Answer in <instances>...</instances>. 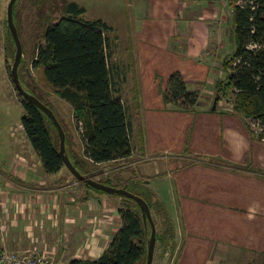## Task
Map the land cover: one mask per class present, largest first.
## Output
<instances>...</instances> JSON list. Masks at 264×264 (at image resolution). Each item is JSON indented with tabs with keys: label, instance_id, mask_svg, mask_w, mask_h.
Listing matches in <instances>:
<instances>
[{
	"label": "crops",
	"instance_id": "1",
	"mask_svg": "<svg viewBox=\"0 0 264 264\" xmlns=\"http://www.w3.org/2000/svg\"><path fill=\"white\" fill-rule=\"evenodd\" d=\"M104 5L103 20L113 34L112 80L127 106L133 149L115 160L88 159V174L114 185L137 175L165 203L174 246L156 245L152 264H264V139L251 132L252 121L234 111L228 94L216 89L226 75L223 62L236 48L232 4L104 0ZM175 71L199 94L190 109L164 100ZM24 148L26 160L2 175L0 210L10 227L2 244L45 255L53 264L100 256L122 225L123 198L88 188L65 166L47 172L39 155Z\"/></svg>",
	"mask_w": 264,
	"mask_h": 264
},
{
	"label": "trees",
	"instance_id": "2",
	"mask_svg": "<svg viewBox=\"0 0 264 264\" xmlns=\"http://www.w3.org/2000/svg\"><path fill=\"white\" fill-rule=\"evenodd\" d=\"M17 2L18 0L13 8L16 26ZM59 2L61 5L56 11L60 10L61 14L56 19L50 18L44 31L45 42L38 45L32 64L43 69L47 81L76 110V128L80 131L83 142L82 153H78L80 157L68 150L66 140L65 146L73 164L83 174H88V159L92 162H104L131 154L132 125L127 106L122 96L116 94L112 80L108 51L109 31L112 27L101 18L86 19V8L76 1ZM232 8L236 48L223 62L226 75L218 80L216 89L217 93L230 92L233 95L231 101L234 111L243 119H249L258 125L252 128L247 123L254 135L264 139V0H233ZM45 13L46 11L43 12ZM47 15L51 17L49 13ZM9 33L11 34L10 30ZM13 43L15 45L14 39ZM21 80L27 90L50 106L26 85L23 78ZM163 96L171 107L185 110L192 108L199 98L197 91L187 88L180 71L170 74L168 88ZM21 103L24 107L21 124L44 169L49 173L59 171L65 165L59 153V134L58 143L53 131L56 126L35 104L23 97ZM221 164L232 169L241 168L235 163ZM104 182L111 184L110 179ZM132 182L126 181L121 185L143 197L151 210L154 208L164 215L167 222L166 235L159 237L156 232L157 241L161 240L166 247L168 244L173 247L174 224L165 203L146 185L144 179ZM121 197L132 205L124 204L119 208L122 225L109 246L97 258H74L69 264H139L143 260L145 264L151 226H145L141 208L134 199Z\"/></svg>",
	"mask_w": 264,
	"mask_h": 264
},
{
	"label": "rangeland",
	"instance_id": "3",
	"mask_svg": "<svg viewBox=\"0 0 264 264\" xmlns=\"http://www.w3.org/2000/svg\"><path fill=\"white\" fill-rule=\"evenodd\" d=\"M59 1L60 0H18L16 5V21L23 46L18 70L26 85L50 104L64 126L68 150L72 151L77 157H80L78 153H82L83 143L80 131L76 128L74 116L77 113L76 110H74V107L68 101L61 98L58 89L47 81L43 69L41 67H34L32 64L38 45L45 42L44 31L47 25L51 19H56L61 14L59 12L60 10L56 11L58 6L61 5ZM68 1H77L79 4H82V6L86 8L84 13L86 19H103L107 16L104 0ZM8 2L9 0H0V187L4 186L3 174L10 173L12 165L17 161L26 160L25 154L27 148L25 149L24 146L30 147L37 155L29 139H26L25 131L21 137H19V126H21L20 123L24 107L21 106L22 97L19 96L10 75L15 57L16 44L14 45L13 43L14 38L13 36L11 37L12 33H9L10 29L7 30L9 28L7 23ZM45 11L46 13L43 14ZM47 13L51 14V17H48ZM45 15L48 18H46ZM110 35L113 37L112 33ZM228 96L229 100L233 97L230 92H228ZM53 131L55 133V139L59 143L58 132L55 127H53ZM65 168L67 169L66 166ZM87 170H89V168H87ZM140 179L142 180V178H139L137 175H131L127 181H140ZM136 183L134 182V184ZM123 201L124 204L132 205V203L125 198H123ZM151 214L156 225L157 236L160 237L165 234L167 222L165 221L164 215L157 212L154 208H152ZM148 224L150 227V223ZM160 244H162L161 240L156 241L158 249L163 247ZM143 263L144 260L139 264Z\"/></svg>",
	"mask_w": 264,
	"mask_h": 264
},
{
	"label": "water",
	"instance_id": "4",
	"mask_svg": "<svg viewBox=\"0 0 264 264\" xmlns=\"http://www.w3.org/2000/svg\"><path fill=\"white\" fill-rule=\"evenodd\" d=\"M16 0H9L7 5V23L8 27L12 33V36L14 38L15 44H16V51H15V57L14 62L11 67L10 75L12 78V81L15 85V88L17 89L18 93L26 99L27 101L35 104L37 107H39L42 111H44L48 117L53 121L54 125L56 126L57 132L60 137V145H59V153L63 159L64 165L70 170V172L80 181H82L87 187H93L95 190H102L104 192H107L109 194H114L118 196H124L134 199L138 205L141 208L143 220L145 223V226L148 227V223L151 225V231L148 234L147 238V257L145 264H152L154 259V251L157 241L156 236V225L153 220L152 214H151V208L147 201L141 197L138 194H135L134 192L127 189L125 186H115L112 184H108L104 181H101L99 179L94 178V176L89 174H83L72 162L70 159L65 146V140H66V134L64 127L60 120L58 119L57 115L55 114L54 110L45 104L41 99H39L34 93L27 90L21 80L18 66L22 57L23 52V46L22 42L18 33V28L16 26V23L14 21V15H13V8ZM217 96L215 97L213 108L216 107L217 102Z\"/></svg>",
	"mask_w": 264,
	"mask_h": 264
},
{
	"label": "built area",
	"instance_id": "5",
	"mask_svg": "<svg viewBox=\"0 0 264 264\" xmlns=\"http://www.w3.org/2000/svg\"><path fill=\"white\" fill-rule=\"evenodd\" d=\"M228 1L232 4L233 0ZM233 9V8H232ZM258 125L255 124V128ZM258 131V129H256ZM10 227L5 215L0 210V264H53L52 259L45 255L29 254L18 249L9 248L2 244L5 236L9 234Z\"/></svg>",
	"mask_w": 264,
	"mask_h": 264
}]
</instances>
